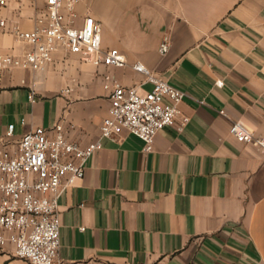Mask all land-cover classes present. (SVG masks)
Returning <instances> with one entry per match:
<instances>
[{
  "label": "crops",
  "instance_id": "crops-1",
  "mask_svg": "<svg viewBox=\"0 0 264 264\" xmlns=\"http://www.w3.org/2000/svg\"><path fill=\"white\" fill-rule=\"evenodd\" d=\"M76 13L79 25L101 24L102 46L126 66L61 49L41 70H0V142L10 150L57 124L82 147L102 143L60 199L61 264H264V152L230 132L242 122L264 137V0H81ZM1 18L0 54L22 55L30 47L13 26L33 30L45 0L12 1ZM137 62L185 93L177 124L189 118L183 132L162 129L149 152L129 132L101 138L116 84L153 89ZM0 264L31 263L8 244Z\"/></svg>",
  "mask_w": 264,
  "mask_h": 264
},
{
  "label": "built area",
  "instance_id": "built-area-1",
  "mask_svg": "<svg viewBox=\"0 0 264 264\" xmlns=\"http://www.w3.org/2000/svg\"><path fill=\"white\" fill-rule=\"evenodd\" d=\"M12 1L22 0H0V11ZM80 1L45 0L47 18L37 19L33 30L26 31L15 24V41L30 48L22 55L0 54V70H41L53 62L54 53L61 49L97 67L126 66L122 52L102 46L99 22L88 16L82 25L77 24L76 6ZM5 26L6 19L1 18L0 27ZM169 50L166 39L160 51L167 54ZM134 69L146 76L153 89L142 92L137 87L116 84L110 96L109 115L101 125V138L117 140L129 132L140 138L144 150L149 152L162 129L177 126L179 132L184 131L189 118L183 116L178 124L177 118L185 93L152 74L140 62ZM218 84L222 86L223 82ZM31 99L34 100L33 96ZM14 130L15 125L11 124L8 137L13 136ZM230 132L238 141L264 152V137L256 138L244 123L235 122ZM101 148V141L87 147L70 141L61 124L27 132L15 151L0 142V249L12 244L14 255L31 264H61L60 199L66 190L84 179L88 161Z\"/></svg>",
  "mask_w": 264,
  "mask_h": 264
}]
</instances>
